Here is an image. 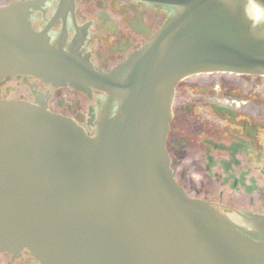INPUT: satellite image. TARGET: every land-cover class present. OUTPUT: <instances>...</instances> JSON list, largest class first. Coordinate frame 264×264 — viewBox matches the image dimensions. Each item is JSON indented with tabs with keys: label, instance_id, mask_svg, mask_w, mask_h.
<instances>
[{
	"label": "water",
	"instance_id": "water-1",
	"mask_svg": "<svg viewBox=\"0 0 264 264\" xmlns=\"http://www.w3.org/2000/svg\"><path fill=\"white\" fill-rule=\"evenodd\" d=\"M135 1L167 20L109 75L34 35L32 4L0 9V81L15 71L121 96L92 139L42 107L0 102V253L25 249L41 264H264V239L242 237L187 199L163 148L176 83L203 72L264 74V32L251 35L218 0Z\"/></svg>",
	"mask_w": 264,
	"mask_h": 264
},
{
	"label": "flooded vegetation",
	"instance_id": "flooded-vegetation-1",
	"mask_svg": "<svg viewBox=\"0 0 264 264\" xmlns=\"http://www.w3.org/2000/svg\"><path fill=\"white\" fill-rule=\"evenodd\" d=\"M31 2L33 32L55 48L75 50L97 72L109 74L150 43L165 15L132 0H0ZM59 5H63L59 9ZM106 95L90 97L52 87L25 74L0 83V100L44 103L48 112L93 135ZM165 150L175 182L246 226L240 215L264 217V75L205 73L187 76L174 89ZM0 264H37L28 254L0 255Z\"/></svg>",
	"mask_w": 264,
	"mask_h": 264
},
{
	"label": "clouds",
	"instance_id": "clouds-1",
	"mask_svg": "<svg viewBox=\"0 0 264 264\" xmlns=\"http://www.w3.org/2000/svg\"><path fill=\"white\" fill-rule=\"evenodd\" d=\"M231 14H239L248 24L250 34L255 36L257 31L264 32V3L261 0H218Z\"/></svg>",
	"mask_w": 264,
	"mask_h": 264
}]
</instances>
